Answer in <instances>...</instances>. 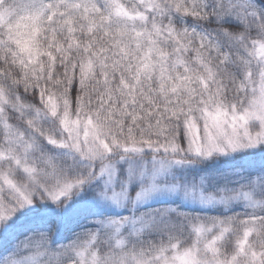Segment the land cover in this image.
I'll return each instance as SVG.
<instances>
[{"label":"snow or ice","instance_id":"snow-or-ice-1","mask_svg":"<svg viewBox=\"0 0 264 264\" xmlns=\"http://www.w3.org/2000/svg\"><path fill=\"white\" fill-rule=\"evenodd\" d=\"M0 264H264V0H0Z\"/></svg>","mask_w":264,"mask_h":264}]
</instances>
